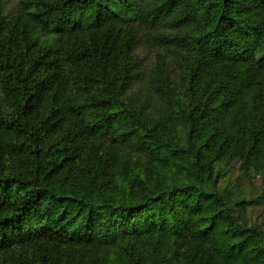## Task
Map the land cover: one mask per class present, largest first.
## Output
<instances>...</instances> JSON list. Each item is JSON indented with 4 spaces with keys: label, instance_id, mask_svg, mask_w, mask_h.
<instances>
[{
    "label": "trees",
    "instance_id": "trees-1",
    "mask_svg": "<svg viewBox=\"0 0 264 264\" xmlns=\"http://www.w3.org/2000/svg\"><path fill=\"white\" fill-rule=\"evenodd\" d=\"M256 179L264 0H0V264H264Z\"/></svg>",
    "mask_w": 264,
    "mask_h": 264
},
{
    "label": "rangeland",
    "instance_id": "rangeland-1",
    "mask_svg": "<svg viewBox=\"0 0 264 264\" xmlns=\"http://www.w3.org/2000/svg\"><path fill=\"white\" fill-rule=\"evenodd\" d=\"M150 35L151 33H149L147 37L144 36L135 53L132 52L131 54L137 61H141L142 73L148 72L156 61L155 51L152 48L156 46H154L152 39H150ZM238 175V173L234 174L235 177ZM253 183L254 184L248 182L245 184L246 193L249 194L248 197L251 196L255 198V203L249 208V219L252 223L261 225V227L264 228V182L260 179H256Z\"/></svg>",
    "mask_w": 264,
    "mask_h": 264
}]
</instances>
